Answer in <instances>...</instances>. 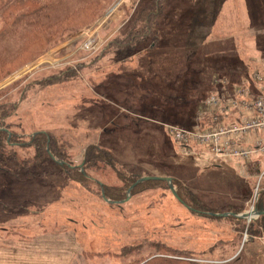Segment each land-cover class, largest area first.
Masks as SVG:
<instances>
[{"label":"rangeland","instance_id":"1","mask_svg":"<svg viewBox=\"0 0 264 264\" xmlns=\"http://www.w3.org/2000/svg\"><path fill=\"white\" fill-rule=\"evenodd\" d=\"M49 8L36 14L41 23L71 20L41 49L0 35V127L21 143L51 133L72 165L91 146L107 150L113 167H90L107 184L122 183L121 174L174 177L202 210L252 208L264 190L262 159L187 151L166 125L230 121L205 105L211 94L264 95V0H162L147 30L157 0H59ZM38 154L26 145L0 150V241L14 234L35 250L0 264H140L155 244L201 264H264V230L249 229L258 217L196 213L166 183L111 205L95 181H77L73 169ZM16 211L24 226L10 227Z\"/></svg>","mask_w":264,"mask_h":264},{"label":"trees","instance_id":"2","mask_svg":"<svg viewBox=\"0 0 264 264\" xmlns=\"http://www.w3.org/2000/svg\"><path fill=\"white\" fill-rule=\"evenodd\" d=\"M59 0H0V35L2 33H16L23 40L22 49L35 46L38 49L48 45L54 40L57 33L62 31L65 25L70 22L67 18L65 20L59 21H47L42 22L41 19L36 16V14L41 11L49 10L54 3ZM158 9L153 13L150 12L145 18L146 30L150 27L151 20L154 16H159L161 13L160 7L162 6V0H157ZM80 10H78L79 12ZM56 28L54 31H52ZM145 29V26H144ZM52 31V32H51ZM33 51L34 48H31ZM6 117V115H2ZM0 116V122H1ZM19 139V138H18ZM35 146L38 150V155H48L52 160L56 161L62 167H69L70 169L77 170L71 173V176L76 178L77 181L82 182L83 180H93L98 184L99 191L106 202L111 205L123 204V202L128 200L129 196L132 197L135 192L142 190L150 184L156 183H166L168 188H170V182L166 179H149L146 181L139 180L142 177L138 176H121L119 179L122 183L118 185L107 184L91 174L90 167L95 166L96 163H104L106 166L113 167L114 160L113 156L105 149L99 148L97 146H91L88 148L86 155L81 163V165H72L67 160H65V153L61 150L60 146L53 135L47 131H42L32 135L27 143H21L17 141L15 134L5 127H0V150L5 153L7 150L14 151L15 146ZM76 168V169H75ZM68 172V171H67ZM160 176V175H159ZM166 177V176H163ZM171 183L175 187L177 192L176 199L180 201L184 206L189 208L194 212L199 214H206L212 217H222V218H238L237 216L240 211L230 208L226 211H207L202 210L201 200L198 195L191 190L189 193V198L186 197L185 191L188 192L181 182L174 177H171ZM174 195V193L172 192ZM190 200V201H189ZM201 202V203H200ZM257 208L264 211V190L260 193L257 200ZM249 229L257 233L260 229L264 230V213L260 214L258 219L249 226ZM255 230V231H254ZM262 232V231H260ZM159 244H155L156 252L147 256L146 259L140 260V264H201L196 261L185 260L176 254H169L172 252L170 250H165L166 247H161ZM142 261V262H141Z\"/></svg>","mask_w":264,"mask_h":264},{"label":"built area","instance_id":"3","mask_svg":"<svg viewBox=\"0 0 264 264\" xmlns=\"http://www.w3.org/2000/svg\"><path fill=\"white\" fill-rule=\"evenodd\" d=\"M259 74L256 72L255 76ZM237 94L229 99L211 94L205 99L208 108L222 110L223 117L226 115L230 121L217 125L219 116H214V126L208 129H185L172 124L166 125V128L187 151L202 148L216 158L235 157L248 161L254 157L256 161H264V95H247L243 88ZM257 200L255 198L252 208L246 211L249 213L247 219L259 217Z\"/></svg>","mask_w":264,"mask_h":264},{"label":"crops","instance_id":"4","mask_svg":"<svg viewBox=\"0 0 264 264\" xmlns=\"http://www.w3.org/2000/svg\"><path fill=\"white\" fill-rule=\"evenodd\" d=\"M13 210V209H12ZM16 214H10L11 217V225L12 226H16L18 227L19 225L24 226L22 224H20L19 220H20V212L16 211ZM13 213L14 210H13ZM16 215V216H15ZM28 219L27 223L31 222V224H29L30 226L35 225L34 221H35V213L32 214H26ZM24 215V216H26ZM9 216V215H8ZM23 216V215H22ZM14 217H16L17 219H15ZM34 218V219H31ZM7 225V226H8ZM26 225V224H25ZM28 225V224H27ZM28 225V226H29ZM31 235H34L33 233H31ZM17 236V235H15ZM14 234L11 235V237H7L5 241H0V259H9V260H17L20 259L18 256H15L16 253H18L19 251L24 252V253H30V252H35V250L33 248L27 247V245H21V243H28V242H22V240L24 239L23 237H15ZM41 252V251H39ZM5 254V255H4Z\"/></svg>","mask_w":264,"mask_h":264},{"label":"water","instance_id":"5","mask_svg":"<svg viewBox=\"0 0 264 264\" xmlns=\"http://www.w3.org/2000/svg\"><path fill=\"white\" fill-rule=\"evenodd\" d=\"M149 179H166L167 181L170 182V188H171V191L174 193V196H177V192L175 190V187L172 185L171 183V177H163V176H145V177H142L140 181H146V180H149ZM258 209V208H257ZM257 213L260 215V214H263L264 211H261V210H257ZM237 216H240V217H243V218H248L249 217V213H242V214H236Z\"/></svg>","mask_w":264,"mask_h":264}]
</instances>
